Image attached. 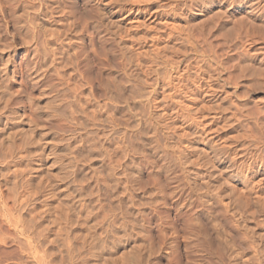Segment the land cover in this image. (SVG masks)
<instances>
[{
	"label": "rangeland",
	"instance_id": "374dc122",
	"mask_svg": "<svg viewBox=\"0 0 264 264\" xmlns=\"http://www.w3.org/2000/svg\"><path fill=\"white\" fill-rule=\"evenodd\" d=\"M66 1L64 27L76 28L62 45L96 88L115 84L120 101L102 114L106 95L86 114L72 107L62 77L72 68L50 67L60 47L38 67L0 0V153L23 157L0 161L10 213L11 188L28 180L38 210L64 227L76 221L64 237L85 233L88 207L93 231L113 236L102 243L105 264H217L210 234L226 264H264V0L207 9L203 0ZM197 211L203 232L191 228ZM15 251L0 248L11 256L0 264L15 263Z\"/></svg>",
	"mask_w": 264,
	"mask_h": 264
},
{
	"label": "bare ground",
	"instance_id": "6f19581e",
	"mask_svg": "<svg viewBox=\"0 0 264 264\" xmlns=\"http://www.w3.org/2000/svg\"><path fill=\"white\" fill-rule=\"evenodd\" d=\"M6 3L10 4L9 24L16 32V36L19 37V35H25V38L29 39V44L31 47H33V51L36 53L35 56H37L36 59L38 67L42 69L44 65H46L47 57L53 54V60L50 67L53 65L54 67L62 66V69L68 67L72 68V71L68 75L69 77L66 78L65 75H62L68 90H70L73 94V101H71L72 107H74L73 105H81V113L86 114L85 111L87 110V107L93 105L97 101V95H106V99L109 102L105 103L104 107L100 110H96L102 114L104 113V109L113 108L111 105L112 103H117V101H120L118 88L114 86L115 84H107L103 81L96 88L85 77L79 68V54H71L68 51L69 49L67 50L68 47L65 48L62 45L76 28V24H74L73 21L68 22V28L64 27V16L66 15V10L68 7L66 0H6ZM213 4H215L213 0H203L201 6L203 9H207ZM225 4L226 3L223 2V0H220L218 5L219 7H225ZM219 15L220 14H218V16ZM58 18L60 19L58 20ZM220 18L221 17H219V19ZM65 21H67V19ZM63 27L64 29H62ZM244 31H246V29ZM55 45L59 46L60 48L53 49L54 53H49L50 55H48V51L50 52L49 48ZM57 49L59 50V54H56ZM48 58L50 60V57ZM54 67L52 68L54 69ZM107 91L109 92V95H107ZM6 108L0 109V123L6 118V112L4 111ZM0 150L3 149L1 148ZM16 156L17 155L13 149L7 148L4 151H1L0 161L2 160V165L3 161L6 162V164H4L10 168V165L12 164L19 165L23 159L22 155H20L18 158L19 160L16 159ZM133 163L132 157L126 156V158L123 160V163L120 165L118 164L119 169L122 170L126 178V181L129 180V176H127L126 173L130 169V165L132 166ZM115 177L116 176H114V178ZM119 181L120 180H118V183ZM121 183L122 182H120V184ZM11 192L13 195L12 200L14 201L17 209V214L14 215L10 213L13 209L10 211L7 206L8 204L6 205V203L2 202L3 200L1 201L2 197L0 196V248L9 250L15 247L17 249L18 254L16 255L15 253L17 251L14 252L17 261L12 264H55V261L58 262L56 264H105V262H103L105 259L103 251H105V247L107 246H104L103 244L107 243L113 236L112 234H105L103 232H100L101 234L97 233L98 231L96 230V232L94 227L93 231L91 224V222H93V213L88 209V207L83 206L84 208L81 209V212L83 211L85 218L83 219L82 224H85L88 227L85 233L81 235L77 231V238L68 237V235L64 237L65 235L63 234L64 232L66 233V229L64 230V228H72L73 225L76 224L74 218L72 219L67 216L65 218V224L67 227H64V225L61 226L58 220L51 219L52 216L50 217V212L47 213L45 211L38 210L37 205L39 204H37L38 201L35 197L36 194L33 191H30L28 180L22 183L20 187L17 184L13 186L11 188ZM46 192L48 195L51 194L49 188L46 190ZM187 200L186 207L192 208L194 206L193 202L189 199ZM201 218L202 213L197 211L195 215L190 218V224H192L191 228L196 227L202 231L203 226L201 225ZM80 223L81 222H78V224ZM78 234L80 236H78ZM194 237H196L197 240H202L201 238L203 236L198 233ZM71 238H74L75 242L71 241ZM217 240H219L218 236L213 238L210 234L208 244L212 243V246L210 245V247L213 249V252L209 253L210 259H212L213 262H216L217 264H226L224 256L221 255V247L218 248L216 245ZM100 243H103V246ZM218 243L221 245L219 241ZM256 248L260 250L259 244ZM12 251L11 253H13ZM58 253L61 255L60 258L58 257L59 255L57 256ZM63 254H65V256ZM6 257L7 259L1 257L0 263L4 261L9 262L11 256L9 258V256L6 254ZM24 259H30L32 262L28 263L24 261ZM48 259L49 261H47ZM56 259H59V261ZM14 260L12 261L14 262ZM145 261H140L138 264H149L151 262ZM198 262L196 264H201V262Z\"/></svg>",
	"mask_w": 264,
	"mask_h": 264
}]
</instances>
